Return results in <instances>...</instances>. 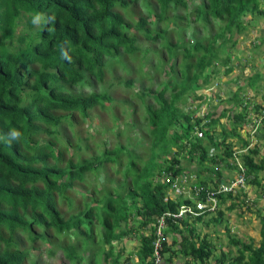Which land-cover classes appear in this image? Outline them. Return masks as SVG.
<instances>
[{
  "label": "trees",
  "instance_id": "1",
  "mask_svg": "<svg viewBox=\"0 0 264 264\" xmlns=\"http://www.w3.org/2000/svg\"><path fill=\"white\" fill-rule=\"evenodd\" d=\"M136 2L145 6L146 16L135 13ZM259 2L197 0L188 9L187 0H0V264H53L38 262L37 254L25 262L33 253L31 249L36 248L33 243L37 240L56 245L69 264H86L80 248L101 239L109 246L103 255V262H106V257H111L113 240L131 231L137 232L163 211L176 213L181 204L193 205L195 199L179 196L170 200L166 196V186L154 180L161 170L178 172L173 166L178 163L177 155L183 152L189 160L196 156L197 172L202 170L196 185L204 188L208 180L213 184L223 181L219 164L221 161L228 165L226 159L231 153V143L226 142L227 137H238L237 128L244 109L231 114V128L221 130L218 138L214 126L219 117L228 116L225 110L215 118L210 114L201 124L202 117L183 112L176 103L185 93L193 95L200 86L207 85L216 72L215 64L224 66L226 73L230 71L229 54L220 51V46L227 41L233 42V35L243 31L246 19L242 16H264V7H260ZM150 20L156 24L168 21L176 34L175 40L167 38L169 23L163 29L152 31L147 25ZM181 20L186 21V28L189 27L187 39L183 36L186 28L178 24ZM132 30L151 42L159 39L155 42L161 43L168 60H161L162 66L157 67L170 80L158 82L161 84L158 90L141 86L137 93L139 97H151L156 104V107L150 103L144 105L152 136L150 155L137 167L133 155L124 150L127 159L123 175L130 177L126 193L120 195L112 193L113 190L97 189L99 194L90 198V206L84 203L82 208L64 216L59 209V199L66 200L65 193L69 189L79 193L78 186L93 172L102 182L100 169L106 162L119 164L118 155L125 147L117 143L111 149L104 148L98 155L73 159V150H86L88 146L84 143L80 146L77 137L75 144L68 137L61 138L59 126L63 121L72 125L74 112L86 118L91 108L102 107L103 101L112 98L104 89L83 93L72 88L101 82L106 58L119 55L117 62L122 65L120 53L135 55L139 48ZM201 31L207 35L200 36ZM148 50L147 47L142 49V56ZM177 51H180L179 61L176 60ZM219 54L223 55L221 59ZM113 80L119 82L118 78ZM121 84L131 87L132 80L127 78ZM228 101L238 105L236 91ZM174 126L179 131L168 134ZM194 126L201 129L202 137L193 134ZM13 133L18 136L13 138ZM261 135L264 147V132ZM169 144L176 147L177 153L175 151L168 165L161 169L162 165L154 159L159 151L166 163ZM219 145L222 152L208 157V148ZM69 146H74L70 153ZM258 149L254 144L241 160L248 179L245 183L259 186L263 179L259 180L257 175L262 173L264 178V157L256 160ZM65 155L68 156L65 158ZM206 163L215 164L210 167ZM204 171L213 173L216 180L203 175ZM242 193L218 194L216 212L193 216L191 221H201L203 215L214 214L209 221L217 224L222 220L219 206L229 200L226 209H233L239 204L237 199ZM199 198L202 196L196 195V199ZM138 199L140 205L136 206ZM67 201L68 206H73V201ZM257 216L259 242L254 245L251 238L244 241L229 236L236 254L229 258L221 252L213 264H264V214L257 213ZM129 217H139L137 224L130 225ZM191 221L186 217L177 223L167 220L166 231L175 232L179 239L172 236L169 243L164 242L161 253L163 257L166 254V264H179L173 259H184L180 264H208L212 257L211 242L205 234L200 236L195 232ZM20 235L27 239L28 248L19 244ZM66 235H74L75 241H68ZM101 251L95 248L91 252L92 264H100ZM150 252L149 235L140 234L134 253L135 264H154L149 259ZM48 253L52 254L53 250L49 248ZM111 264L119 263L112 257Z\"/></svg>",
  "mask_w": 264,
  "mask_h": 264
},
{
  "label": "rangeland",
  "instance_id": "2",
  "mask_svg": "<svg viewBox=\"0 0 264 264\" xmlns=\"http://www.w3.org/2000/svg\"><path fill=\"white\" fill-rule=\"evenodd\" d=\"M196 1L187 0L188 7L191 8ZM259 5L260 7H264L262 0H260ZM135 6L134 11L136 14L141 13L146 16V8L141 2H136ZM176 12L179 13V10H176ZM242 17L246 19L243 31L233 35V42L227 41L220 46V51L222 50L224 53L229 54L230 71L226 73L224 66L215 64L216 72L209 79V83L205 86H200L201 89L196 90L193 95L190 92L185 93L176 103L180 110L191 112L193 116H199L207 112L212 115V118H215L222 110H225V114H228V116L219 117L214 126V133L217 134L218 138L221 130L229 131V128H231L230 121L232 120L231 114L236 113L238 109L232 101H228L231 100L232 91L237 88L235 91L237 92L238 100L241 96H246V93H253V100L256 102L261 99L260 96L264 97V16L246 15ZM190 19L191 17L188 18V20ZM183 21L185 20H181L178 24L186 28V21ZM166 23L169 22L163 21L160 24H156L153 20H150V23L147 25L152 31H158L159 28L163 29ZM167 26L169 30L167 38L173 41L176 34L170 23ZM188 29L189 27L183 32V36L186 39L189 38ZM132 33L135 34L136 45L139 48L135 55L129 56L120 53L124 65L117 62L119 55L118 57L106 58L107 62L104 64V69L106 70H104L101 82H94L93 86L82 84L73 86L72 88L75 92L81 91L83 93H88L91 90L98 92L104 89L112 98L110 101H103L102 107L94 106L91 108L86 118L83 119L77 112H74L72 117L74 123L72 125H68L66 121H63L59 126L58 130L61 138L68 137L72 144H75V139L79 138L77 142L80 146L83 145L82 143L88 146L86 150H82L81 148L77 152L73 150L74 146H69L68 153L73 150V159L75 160L76 157L81 159L89 155H98L104 148L111 149L117 143L123 144L125 147L118 155L119 164L106 162L100 169L99 175L103 180L102 183L98 180V175L94 180L96 174L93 173L91 175L88 173L91 176L78 186L79 193L74 189H69L65 193L66 200L63 197L59 199V209L64 216L82 208L84 203L89 204L91 201L87 195L91 197L98 196L99 193L91 190V184L88 181H96L94 187L99 188L101 191L105 188L111 192L113 190L112 193L114 194L124 195L126 193L130 177L123 175L127 159V154L124 150H129V153L133 155L137 167H140L150 155L149 146L152 136L149 134L150 127L145 118L144 105L150 103L153 107H156V104L152 101L151 97H147L146 95L139 97L137 93L141 86L153 87L158 90L161 87V84L158 82L170 80V77L157 67V65L162 66L161 60L165 62L168 60L163 51L164 49L162 50L161 43L155 42L157 39L151 42L140 32L132 30ZM203 35L206 36L207 34L201 31L200 36ZM146 47L149 50L145 56H142V49ZM179 53L180 51L176 53L177 61L180 60ZM222 56V54H219L220 59ZM151 64L154 65V68L150 67ZM164 68L167 70V66ZM147 76L152 77L148 78ZM115 78H118V83H115V80H113ZM127 78L132 80L131 87L121 84ZM207 86L212 87L208 92L207 88H205ZM195 96H200V98H196ZM122 100H125V103ZM130 105L131 109H128ZM130 112H132V115L129 114ZM176 131H179V128L174 126L172 129H169L168 134ZM231 142H235V139L232 138ZM256 145L259 148L258 154L255 156L257 160L259 156L264 157V147L260 143L258 144V142ZM167 148L168 158L172 156L173 151L177 153L176 147L173 144H169ZM217 150L216 154H220V148L216 147ZM67 156L65 155V158ZM177 156H179L178 166L183 167V169H188L190 165L198 163L196 156L190 158V160L184 152ZM154 160L161 165L164 163L161 159V152L158 151ZM214 164L208 163V166L212 167ZM225 169L227 170L226 166L222 164L218 170L221 176ZM201 175L202 172H200L199 176ZM257 176L259 180L263 179V181H259L261 182L259 186L247 182L245 191L238 196L237 202L239 204L233 209H226L230 203L229 200H226L225 203L219 206V210L222 212V220L217 224L209 221L214 214L210 215L211 217L203 215L201 221H191L190 219V223H193V226H195V232L200 236L205 234L206 238L211 242L212 257L207 261L208 264H213L214 258L221 252L227 254L229 258H233L236 254V248L229 243V236L244 241H248L251 238L254 245L259 242V219L257 213L260 215L264 214V178L262 173H258ZM156 178L158 179L159 177L156 176ZM81 193L86 194V196ZM67 199L73 201V206H68ZM135 205H140L139 199L136 200ZM258 210L259 212H257ZM138 218L136 217V219ZM136 219L129 217V224L136 223ZM96 227L99 229L98 226ZM140 232L148 234L147 229L140 227L137 232L131 231L127 236H123L119 240H113L109 253L111 257H106V262H103V255L109 246L103 243L99 237H97L99 240L88 247H81L79 253L83 256V262L86 264H92L90 257L91 252L95 248H98L99 251L102 250L98 255V262L100 264H111L112 257L122 264H135L134 253L139 245L138 237ZM174 234L173 232H166L165 236L170 241L171 237L175 236ZM66 237L68 241H75L74 235H66ZM66 237L64 236V239ZM18 240L22 247H29V243L25 237L20 235ZM33 244L36 248L31 249L33 253H30L26 258V263H28L32 256L37 254L38 262L69 264V261L62 256L61 251H57L56 245H47L38 240ZM49 248L53 250L52 254L48 253ZM127 261L129 262L127 263Z\"/></svg>",
  "mask_w": 264,
  "mask_h": 264
},
{
  "label": "built area",
  "instance_id": "3",
  "mask_svg": "<svg viewBox=\"0 0 264 264\" xmlns=\"http://www.w3.org/2000/svg\"><path fill=\"white\" fill-rule=\"evenodd\" d=\"M251 93H246V96L241 98L240 107L244 109L242 114V122L239 127L238 134L245 141L244 144L233 145L231 153L227 158V163L234 168V173L228 181L218 183L217 185L207 184L203 188L202 185L195 183H185L186 178H174L165 176L164 181L170 183L171 190L174 195H183L187 199H195L196 195L202 196L201 199H195L193 205L182 204L177 213L165 212L157 220V229L155 231L156 239L154 242L153 255L155 261L159 260L158 243L163 240L161 234V226L163 224L164 216H172L173 218H180L184 216H196L202 213H208L217 209V195L218 194H232L242 193L246 189L245 183V167L242 163L241 157L247 152L257 141L259 129L264 120V97L261 96L259 101L253 100ZM206 120H202L204 124ZM193 134L197 137H202V131L197 126L193 128ZM213 154V149L208 151V156ZM192 179L193 176H190ZM157 263V262H156Z\"/></svg>",
  "mask_w": 264,
  "mask_h": 264
},
{
  "label": "clouds",
  "instance_id": "4",
  "mask_svg": "<svg viewBox=\"0 0 264 264\" xmlns=\"http://www.w3.org/2000/svg\"><path fill=\"white\" fill-rule=\"evenodd\" d=\"M188 4V3H187ZM188 9H189V7H188ZM179 12H182V10H180ZM181 22V21H180ZM157 40H159V39H157ZM205 88H207V92L209 91V90H211L212 89V87H210V86H207V87H205ZM237 89V88H236ZM235 89V90H236ZM252 95H253V98H254V94L253 93H251ZM261 97V96H260ZM241 98H242V96L240 97V99L237 101V111H239V109L241 110V107H240V104H241ZM210 115V113H207V112H204L202 115H199L200 117H202V120H206L207 121V118H205V117H208ZM226 116V115H225ZM242 122V121H241ZM241 125V124H240ZM240 127V126H239ZM239 127L237 128V132L239 131ZM262 132H264V120H263V123H262V126H261V128L259 129V134L257 135V141H258V144L260 143L261 145H263V142H262ZM12 136H13V138H16L17 136H18V133H13L12 134ZM232 138H234L235 139V142H231V140H232ZM232 138H229V139H227V141L226 142H228V143H231V146H230V149H231V147L233 146V145H239V144H244L245 143V141L243 140V139H241V137L239 136V134H238V137H232ZM240 139V140H238V139ZM183 144H185L186 143V141H183L182 142ZM254 147V145L250 148V149H252ZM213 149V154L211 155V156H213L214 154H216V152H218V150L216 151V147H213V146H210L209 148H208V150H207V156H208V151L210 150V149ZM218 148H220V150H221V152H222V147L219 145L218 146ZM250 149H248V150H250ZM247 150V151H248ZM175 151H173V153H174ZM173 153H172V156L170 157V158H168L167 157V154L165 155V160L167 161L166 163H163L162 164V167H161V169L165 166V165H168V163L170 162V159L173 157ZM247 153V152H246ZM246 153H244L243 155H245ZM184 154H186L185 152H184ZM242 155V156H243ZM186 156H187V154H186ZM211 156H208V157H210L211 158ZM179 156H177V158H178ZM241 159H242V157H241ZM226 163H227V159H226ZM243 163V162H242ZM208 163H206V165H207ZM224 165V166H226V168L227 169H229L230 171H232V173H230V175L228 176V177H226L225 175H223V181H221V182H225V181H228V179H230L231 177H232V175H233V173H234V168H233V166H231V165H229L228 163V165H226L225 163H223V162H221L220 161V164H219V169H220V166L221 165ZM179 165V162L177 163V164H174V166H173V169H176V168H178V172H176V173H173L171 170H168V171H165V170H161L160 171V174H156L155 175V177H154V180L155 181H158V182H160V183H162V184H164L165 186H166V196L170 199V200H174L175 198H177V197H182V198H185V199H187L185 196H183L182 194L181 195H174L173 194V192H172V190H171V187H170V183H167V182H165L164 181V177L165 176H170L172 179H174V178H186V180H185V183H195V181H197V178H198V174H200V172H202V170L200 171L199 170V173L198 174H196V171H197V169H193V168H188V169H183V167L181 168V167H179L178 166ZM244 165V164H243ZM214 167V166H213ZM245 167V166H244ZM94 173V172H93ZM203 175H206V176H209L210 175V177L213 179H215V175L213 174V173H207L206 171H204V174ZM245 175H246V169H245ZM156 176L157 177H159L158 179L156 178ZM190 176H193V178L191 179L190 178ZM95 178H97V176H95L94 177V180H95ZM98 180H99V177H98ZM216 180V179H215ZM245 180H248L247 179V175H246V177H245ZM100 181V180H99ZM90 184H91V190L94 192V191H96L97 192V189H99V188H97V187H94V185H95V183H96V181H94V182H90V181H88ZM221 182H216V184H213V182H210L209 180H208V182H207V184H213V185H217L218 183H221ZM100 183H102L101 181H100ZM87 197H88V199L92 202V200L90 199V198H93V197H91V196H89V195H87ZM195 199H196V197H195ZM200 199V198H199ZM188 200H189V198H188ZM91 202L88 204V206H90V204H91ZM184 204H187V203H184ZM182 205V204H181ZM181 205H179V207L181 206ZM179 207H178V209H179ZM178 209H177V211H178ZM165 212H169V211H163V212H161V213H159L158 215H156V216H154V218H153V220H152V222L150 223V224H148L147 226H145V227H148V226H150V228H147V232H148V234H144V235H149V237H150V247H151V252H150V256H149V259H151L150 261L152 262V263H154V264H166L165 263V259H166V254L164 253V257L162 256V248H163V244H164V242L165 243H169L170 241H171V239H170V241L169 240H167V238H166V236H165V234H166V232H169V231H166L167 230V228H168V226H167V220H171L172 222H176L177 223V220H180V219H183V218H188L189 220L193 217V216H184V217H180V218H173L172 216H164V218H163V224H162V226H161V234H162V237H163V240H161V242L160 243H158V246H157V248H158V254H159V260H157V261H155V258H154V255H153V250H154V242H155V239H156V234H155V231H156V229H157V220H158V218L161 216V215H163ZM170 213H172V212H170ZM177 213V212H176ZM174 214V213H173ZM135 224H137V222L136 223H133L132 224V226L133 225H135ZM144 227V228H145ZM178 227L180 228L181 227V225L179 224L178 225ZM146 229V228H145ZM173 233H175V232H173ZM140 234H143V232H140L139 233V236H140ZM175 235V237L176 238H178L179 239V236H176V234H174ZM138 242H139V237H138ZM139 246V245H138ZM138 248V247H137ZM135 256V255H134ZM129 259H131V258H129ZM174 261H176L177 263H182L183 261H184V259L183 260H180V261H177V260H175V259H173ZM135 262H136V260H135ZM157 262V263H156ZM120 263V262H119ZM121 264V263H120ZM184 264H185V262H184Z\"/></svg>",
  "mask_w": 264,
  "mask_h": 264
},
{
  "label": "crops",
  "instance_id": "5",
  "mask_svg": "<svg viewBox=\"0 0 264 264\" xmlns=\"http://www.w3.org/2000/svg\"><path fill=\"white\" fill-rule=\"evenodd\" d=\"M234 91H235V90H234ZM234 91H232V93H233ZM232 93H231V94H232ZM189 167H190V168H193V169L195 168V169L198 170V168L196 167L195 164H192V165H190ZM223 172H224V173L222 174V177H223V175H225L226 177H228V176L230 175V173H232V171H230L229 169H227V170L225 169V171H223ZM196 174H198L197 171H196ZM177 239H178V238H177ZM135 260H136V257H135ZM118 263H119V262H118ZM120 263H121V262H120ZM120 263H119V264H120ZM121 264H122V263H121Z\"/></svg>",
  "mask_w": 264,
  "mask_h": 264
}]
</instances>
